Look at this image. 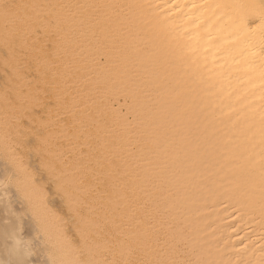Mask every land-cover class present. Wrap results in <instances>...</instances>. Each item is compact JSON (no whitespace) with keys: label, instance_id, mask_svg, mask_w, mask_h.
<instances>
[{"label":"bare ground","instance_id":"bare-ground-1","mask_svg":"<svg viewBox=\"0 0 264 264\" xmlns=\"http://www.w3.org/2000/svg\"><path fill=\"white\" fill-rule=\"evenodd\" d=\"M179 243L264 264V0H0V264Z\"/></svg>","mask_w":264,"mask_h":264},{"label":"rangeland","instance_id":"rangeland-1","mask_svg":"<svg viewBox=\"0 0 264 264\" xmlns=\"http://www.w3.org/2000/svg\"><path fill=\"white\" fill-rule=\"evenodd\" d=\"M152 198H150L149 199V201L151 200ZM155 211V210H154ZM156 213H157V211H155ZM160 215V217H158L159 218V220L160 221H165V222H162V224L163 225H161V227H163V231H162V233L159 235V237H161L160 238V241H162V239H166V238H168V240H170V238H172L171 237V235H170V233H168V231H171L172 229H174L175 228V223H170V225H169V221L171 222V218H172V216H170L169 218L167 217V216H163L162 214H159ZM159 215H157V216H159ZM163 217H162V216ZM166 223H168L167 225H164V224H166ZM170 226H171V228H170ZM167 228H169V229H171V230H168ZM167 231V232H166ZM162 236H163V238H162ZM196 241H198V240H196ZM192 243H194V241H192ZM183 248H182V247ZM177 247V248H176ZM176 247H175V249L173 250V251H176L178 254H179V258L178 259H176V260H174V261H176L178 264H192V262H193V264H209V262L208 261H205V257L204 256H206L207 255V252H206V250L205 251H202V250H197V247H196V245H194L193 246V248L192 247H189V246H187V245H184L183 243H179V244H176ZM179 249V250H178ZM192 249V251L190 252V250ZM185 250H187V251H185ZM194 250V251H193ZM205 252V254H203ZM193 253H194V256H193ZM198 256H200V259H199V257ZM196 258H198V259H196ZM182 259V260H181ZM185 259V260H184ZM187 259V260H186ZM190 259V260H189ZM196 261V262H195ZM202 261V262H201ZM205 261V262H204ZM204 262V263H203Z\"/></svg>","mask_w":264,"mask_h":264}]
</instances>
